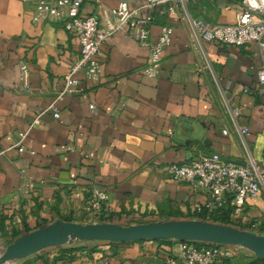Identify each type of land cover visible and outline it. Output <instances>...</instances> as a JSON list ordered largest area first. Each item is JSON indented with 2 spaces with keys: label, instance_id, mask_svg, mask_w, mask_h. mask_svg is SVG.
I'll use <instances>...</instances> for the list:
<instances>
[{
  "label": "crops",
  "instance_id": "0c3cea01",
  "mask_svg": "<svg viewBox=\"0 0 264 264\" xmlns=\"http://www.w3.org/2000/svg\"><path fill=\"white\" fill-rule=\"evenodd\" d=\"M142 1L83 0L80 13ZM185 8L210 24L232 23L241 0H187ZM153 13L152 41L162 25L171 27L156 74L144 71L149 48L115 33L99 50L101 75L86 97L58 98L80 53L77 39L58 24H34L31 5L0 0V240L13 238V227L19 236L56 219L96 222L87 210L93 186L107 192L113 222L201 219L193 208L208 194L172 180L167 164L217 152L238 163L248 153L264 167V91L258 90L264 49L255 41L192 42L187 19L168 14L165 6ZM76 76L84 83L81 73ZM35 117L39 123L30 126ZM243 126L247 131L240 135L235 128ZM21 131L26 135L19 152L14 144ZM29 182L33 188L24 195ZM250 204L248 212L264 219V196ZM116 243L75 240L14 264H161L178 248L171 241Z\"/></svg>",
  "mask_w": 264,
  "mask_h": 264
},
{
  "label": "built area",
  "instance_id": "2783aa9c",
  "mask_svg": "<svg viewBox=\"0 0 264 264\" xmlns=\"http://www.w3.org/2000/svg\"><path fill=\"white\" fill-rule=\"evenodd\" d=\"M32 7L31 20L34 24L40 22L55 23L71 32L80 46L77 60L70 66L63 76V84L57 97L66 94L86 97V90L96 83L101 75L102 62L98 57L101 46L115 33H122L142 46L149 48V56L144 68L148 75L157 73V64L163 50L171 42V27L162 25L156 40L152 41L149 24L154 18V9L165 6L168 14L175 15L180 20L188 21L191 29V41L200 38L216 41L224 45L240 46L249 41L257 42L260 49H264V0H241V10L236 14L232 23L210 24L202 18H192L186 11L187 0H143L137 7H131L126 2H120L115 7L98 5L95 12L82 15L80 7L83 0H21ZM193 48L195 45L191 44ZM21 74H26V66L19 65ZM81 73L84 83L76 74ZM258 90L264 91V66L259 74ZM93 108V104L89 105ZM233 115L238 111L231 110ZM53 116L59 117L54 111ZM39 123L35 117L30 124ZM243 135L247 127L235 128ZM224 134L227 130H222ZM26 132H18V141L14 144L22 152V139ZM4 149L0 148V155ZM92 157L93 153L86 154ZM170 178L178 182H187L193 188H200L208 194L203 205H195L193 211L203 209L211 211L229 202L232 206L231 218L240 229L264 235V219L254 217L248 212L250 200L264 196V167L260 166L248 153L244 161L238 163L223 158L217 152L202 154L197 159L189 161H175L166 165ZM33 183L29 182L24 195H30ZM108 195L100 187L93 186L90 190L87 210L90 218L97 220L108 216ZM19 208L13 213L19 218ZM259 229V231H253ZM177 251L171 253L167 264H223V260L233 258L239 251V246L202 241H178Z\"/></svg>",
  "mask_w": 264,
  "mask_h": 264
},
{
  "label": "water",
  "instance_id": "95a60500",
  "mask_svg": "<svg viewBox=\"0 0 264 264\" xmlns=\"http://www.w3.org/2000/svg\"><path fill=\"white\" fill-rule=\"evenodd\" d=\"M167 239L236 245L258 258H264V235L203 219H171L128 225L56 219L15 237L0 254V264L75 240L128 242ZM161 264L167 263L163 261Z\"/></svg>",
  "mask_w": 264,
  "mask_h": 264
},
{
  "label": "trees",
  "instance_id": "16d2710c",
  "mask_svg": "<svg viewBox=\"0 0 264 264\" xmlns=\"http://www.w3.org/2000/svg\"><path fill=\"white\" fill-rule=\"evenodd\" d=\"M231 211H232V206L230 205L229 202H226V203L222 204L221 206H219V207H217L211 211H207L206 209H203L202 211L197 212L194 216L200 217L201 219H204V220L218 222V223H222L225 225H230L232 227L240 228L235 224V222L231 218V216H230ZM64 220L72 221L70 219V217L65 218ZM98 221L99 222H113V218H112V216H106V217L99 218ZM138 223H141V222H138ZM39 226L40 225H37V227H39ZM29 231H30V229L26 228L25 233L29 232ZM17 234H18V232H16L14 230V227H13L12 232H11L12 237L15 238L17 236ZM13 238H10L11 240H9L8 243L11 242L13 240ZM81 241H85V240H81ZM159 241L163 242V241H170V240H159ZM85 242H89V241H85ZM110 244H118V243L110 242ZM250 264H264V258L253 257Z\"/></svg>",
  "mask_w": 264,
  "mask_h": 264
},
{
  "label": "rangeland",
  "instance_id": "374dc122",
  "mask_svg": "<svg viewBox=\"0 0 264 264\" xmlns=\"http://www.w3.org/2000/svg\"><path fill=\"white\" fill-rule=\"evenodd\" d=\"M261 220H263V219H261ZM91 221L99 222L98 219L97 220H91ZM126 223H128V222H126ZM136 223H138V222H136ZM128 224H133V223H128ZM128 224H126V225H128ZM250 229H253V227L249 226V231H252ZM253 231H259V229L258 230L255 229ZM8 241H7V239L6 240H2V239L0 240V254L4 251L6 245L8 244ZM156 241L161 242L159 240H156ZM170 241H163V242H170ZM253 257H256V256L251 251H249L243 247H239V251L237 252V254L231 259L223 260V264H250ZM16 261L17 260H12V261L7 262L6 264H14Z\"/></svg>",
  "mask_w": 264,
  "mask_h": 264
}]
</instances>
